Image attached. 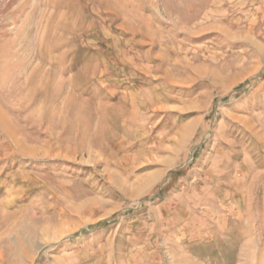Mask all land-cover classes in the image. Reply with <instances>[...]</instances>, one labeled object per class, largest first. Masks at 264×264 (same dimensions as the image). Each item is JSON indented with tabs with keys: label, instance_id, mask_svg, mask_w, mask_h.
Wrapping results in <instances>:
<instances>
[{
	"label": "rangeland",
	"instance_id": "1",
	"mask_svg": "<svg viewBox=\"0 0 264 264\" xmlns=\"http://www.w3.org/2000/svg\"><path fill=\"white\" fill-rule=\"evenodd\" d=\"M0 264H264V0H0Z\"/></svg>",
	"mask_w": 264,
	"mask_h": 264
},
{
	"label": "bare ground",
	"instance_id": "2",
	"mask_svg": "<svg viewBox=\"0 0 264 264\" xmlns=\"http://www.w3.org/2000/svg\"><path fill=\"white\" fill-rule=\"evenodd\" d=\"M31 148V147H30ZM39 153V152H38ZM43 156V155H42ZM54 158V157H53Z\"/></svg>",
	"mask_w": 264,
	"mask_h": 264
}]
</instances>
